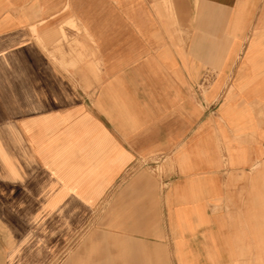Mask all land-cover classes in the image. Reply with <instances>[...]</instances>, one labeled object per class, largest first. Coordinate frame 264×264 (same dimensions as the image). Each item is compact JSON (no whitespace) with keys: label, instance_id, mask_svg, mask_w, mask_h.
Listing matches in <instances>:
<instances>
[{"label":"crops","instance_id":"crops-1","mask_svg":"<svg viewBox=\"0 0 264 264\" xmlns=\"http://www.w3.org/2000/svg\"><path fill=\"white\" fill-rule=\"evenodd\" d=\"M51 258L264 264V0H0V264Z\"/></svg>","mask_w":264,"mask_h":264},{"label":"rangeland","instance_id":"rangeland-1","mask_svg":"<svg viewBox=\"0 0 264 264\" xmlns=\"http://www.w3.org/2000/svg\"><path fill=\"white\" fill-rule=\"evenodd\" d=\"M44 228V227H43ZM46 264H53V258L48 259V262Z\"/></svg>","mask_w":264,"mask_h":264}]
</instances>
